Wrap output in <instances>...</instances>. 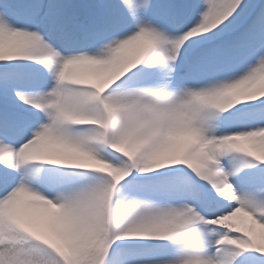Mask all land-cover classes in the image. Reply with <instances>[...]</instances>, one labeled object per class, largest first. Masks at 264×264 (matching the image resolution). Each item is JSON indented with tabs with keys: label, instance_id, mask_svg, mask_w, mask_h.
<instances>
[{
	"label": "snow or ice",
	"instance_id": "6c2138e0",
	"mask_svg": "<svg viewBox=\"0 0 264 264\" xmlns=\"http://www.w3.org/2000/svg\"><path fill=\"white\" fill-rule=\"evenodd\" d=\"M0 264H264V0H0Z\"/></svg>",
	"mask_w": 264,
	"mask_h": 264
}]
</instances>
